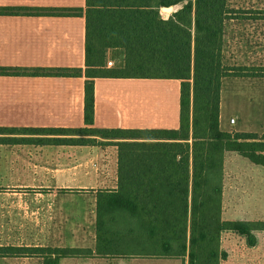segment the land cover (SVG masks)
<instances>
[{"label":"trees","instance_id":"16d2710c","mask_svg":"<svg viewBox=\"0 0 264 264\" xmlns=\"http://www.w3.org/2000/svg\"><path fill=\"white\" fill-rule=\"evenodd\" d=\"M164 7L176 10L164 16ZM17 11L4 8L0 15ZM30 12L85 18V127L0 128V135L9 136L0 137V144L102 147L103 142H112L117 148V189L96 194L97 231L101 224L106 226L110 246L97 247L96 254L188 257L189 264H219L224 257L219 250L222 232L242 236L254 246L253 233L262 230L254 227L264 222H222L220 218L224 154L235 152L264 165V135L219 129L222 81L264 78V73L224 65V26L238 13L228 0H85L84 9ZM114 50L124 54L122 67L107 68L108 52ZM15 71L32 77L82 76L81 70L74 69L6 68H0V76ZM98 78L179 80V129L95 128L94 79ZM127 217L132 220H123ZM115 241H119L116 248L111 246ZM80 252L87 258L93 254L78 249L7 247L0 248V258L35 257L42 258L43 264H58Z\"/></svg>","mask_w":264,"mask_h":264},{"label":"crops","instance_id":"0c3cea01","mask_svg":"<svg viewBox=\"0 0 264 264\" xmlns=\"http://www.w3.org/2000/svg\"><path fill=\"white\" fill-rule=\"evenodd\" d=\"M84 7L85 0H0V9L20 10L0 15V68L74 69L82 73L81 77H32L15 71L0 76V128L85 127V18L30 12ZM223 91L224 83L219 129L229 132L221 128ZM180 93L181 82L174 79H94L93 126L109 130H178ZM111 143L103 142L102 147L0 144V248L93 253L92 260L64 259L58 264H189L188 257L98 255L97 247L105 250L110 246L106 226L100 225L97 231V215L83 214L80 200L73 205L75 216L69 217V197L90 191L95 205L98 191L117 189V148ZM242 160L251 164L245 172L239 169ZM253 190L258 191L260 204L244 206V197ZM220 218L222 222H264V165H255L235 152L224 154ZM256 234L259 232L255 233L257 239ZM115 242L111 246L119 243ZM258 243L249 246L244 237L222 232L219 250L224 257L219 264H264L260 256L264 248ZM0 264H43V259L0 258Z\"/></svg>","mask_w":264,"mask_h":264},{"label":"rangeland","instance_id":"374dc122","mask_svg":"<svg viewBox=\"0 0 264 264\" xmlns=\"http://www.w3.org/2000/svg\"><path fill=\"white\" fill-rule=\"evenodd\" d=\"M229 7L238 13L234 19L228 20L224 26V46L223 60L227 67L248 68L249 72H264V0H228ZM123 52L114 50L108 52L106 67L108 63L110 68L122 67ZM223 91L222 125L223 130L229 132H258L259 137L264 135V78H226ZM222 89V87H221ZM221 97V93H220ZM221 100V98H220ZM233 119L234 124L229 123ZM100 138H97L99 141ZM251 165L246 160H242L239 169L242 172L247 171L246 166ZM90 191L86 193H76L69 197L68 215L75 216L73 205L82 206L81 212L85 215H96V204L92 200ZM82 195V196H79ZM258 191H251L244 197L243 205L250 203L260 204ZM76 200V201H73ZM93 201V203H92ZM79 208V207H78ZM68 225L72 223L68 222ZM105 227L104 224H101ZM252 228V227H251ZM262 229L254 232L258 236L261 248H264V225L254 227ZM255 242V243H256ZM118 245H115V248ZM86 253H77L69 261L92 260V257H85ZM264 261L263 252L260 254Z\"/></svg>","mask_w":264,"mask_h":264},{"label":"water","instance_id":"95a60500","mask_svg":"<svg viewBox=\"0 0 264 264\" xmlns=\"http://www.w3.org/2000/svg\"><path fill=\"white\" fill-rule=\"evenodd\" d=\"M175 11V8L174 7H164L161 9V12L164 16H167L169 14H171L172 12Z\"/></svg>","mask_w":264,"mask_h":264},{"label":"built area","instance_id":"2783aa9c","mask_svg":"<svg viewBox=\"0 0 264 264\" xmlns=\"http://www.w3.org/2000/svg\"><path fill=\"white\" fill-rule=\"evenodd\" d=\"M112 64L111 63H108V68H110V66H111ZM231 124H234V120H231V122H230Z\"/></svg>","mask_w":264,"mask_h":264}]
</instances>
